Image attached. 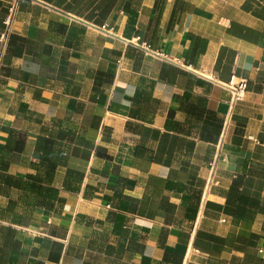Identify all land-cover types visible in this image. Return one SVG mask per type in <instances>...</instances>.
Instances as JSON below:
<instances>
[{
    "label": "crops",
    "instance_id": "crops-1",
    "mask_svg": "<svg viewBox=\"0 0 264 264\" xmlns=\"http://www.w3.org/2000/svg\"><path fill=\"white\" fill-rule=\"evenodd\" d=\"M12 1L0 264H264V0Z\"/></svg>",
    "mask_w": 264,
    "mask_h": 264
},
{
    "label": "built area",
    "instance_id": "built-area-1",
    "mask_svg": "<svg viewBox=\"0 0 264 264\" xmlns=\"http://www.w3.org/2000/svg\"><path fill=\"white\" fill-rule=\"evenodd\" d=\"M16 12V3L15 1L11 2L8 6L7 12L2 18L3 29L0 32V75H1V67H2V56L6 50L7 46V34L11 30V24ZM246 78L238 77L233 72L229 75V78L223 85L229 90L230 98H229V107H232L233 103L236 100H239L243 97L245 89H246ZM214 170H215V162L212 160L209 164V172L205 180V187L208 188L210 184L216 181L214 178Z\"/></svg>",
    "mask_w": 264,
    "mask_h": 264
},
{
    "label": "trees",
    "instance_id": "trees-1",
    "mask_svg": "<svg viewBox=\"0 0 264 264\" xmlns=\"http://www.w3.org/2000/svg\"><path fill=\"white\" fill-rule=\"evenodd\" d=\"M251 205H253V202H250Z\"/></svg>",
    "mask_w": 264,
    "mask_h": 264
}]
</instances>
